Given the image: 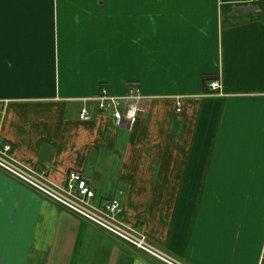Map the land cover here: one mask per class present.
Here are the masks:
<instances>
[{
  "label": "crops",
  "instance_id": "crops-1",
  "mask_svg": "<svg viewBox=\"0 0 264 264\" xmlns=\"http://www.w3.org/2000/svg\"><path fill=\"white\" fill-rule=\"evenodd\" d=\"M0 134L186 264H264V0H0ZM0 264L163 263L0 172Z\"/></svg>",
  "mask_w": 264,
  "mask_h": 264
},
{
  "label": "built area",
  "instance_id": "built-area-1",
  "mask_svg": "<svg viewBox=\"0 0 264 264\" xmlns=\"http://www.w3.org/2000/svg\"><path fill=\"white\" fill-rule=\"evenodd\" d=\"M209 86L212 90L219 88L218 82H212ZM142 98L135 89H130L129 93L123 96L111 95L106 89H102L95 100L98 102L99 110L103 114H110L115 125L122 127L127 122L135 123ZM177 105V112H180L182 104L179 102ZM90 118V112L82 109L79 119L88 121ZM0 172L163 264H186L119 222L118 216L122 212V204L118 198H112L99 206H94L92 204L95 197L94 190L76 171L68 173L66 182L62 186L51 183L43 172L28 169L18 163L13 157L11 144L2 142L1 134Z\"/></svg>",
  "mask_w": 264,
  "mask_h": 264
}]
</instances>
